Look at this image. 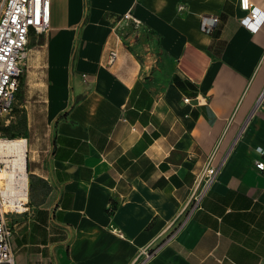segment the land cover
Wrapping results in <instances>:
<instances>
[{"label":"crops","instance_id":"crops-1","mask_svg":"<svg viewBox=\"0 0 264 264\" xmlns=\"http://www.w3.org/2000/svg\"><path fill=\"white\" fill-rule=\"evenodd\" d=\"M125 13L136 30L117 29ZM244 15L239 0H51L13 109L28 184L8 219L15 264H264V21ZM210 156L217 179L192 209Z\"/></svg>","mask_w":264,"mask_h":264},{"label":"built area","instance_id":"built-area-1","mask_svg":"<svg viewBox=\"0 0 264 264\" xmlns=\"http://www.w3.org/2000/svg\"><path fill=\"white\" fill-rule=\"evenodd\" d=\"M183 6H180L182 8ZM240 9L245 12L241 18L248 28L256 30L264 21V12L252 0H239ZM51 0H0V121H8L14 108L16 93L18 91L21 78L24 74V58L31 33L44 35L50 29ZM124 19L131 20L138 26L140 21L130 13H125ZM218 21L216 15H203L201 17V30L211 31ZM110 58L117 56L115 50L110 51ZM262 92L260 98L263 96ZM190 98H184L188 102ZM1 136V131H0ZM262 152L261 148L259 150ZM210 156L208 162L198 175L197 186L193 192L192 209L198 206L203 194L210 189L216 181L219 167L213 162ZM255 167L264 174V159L258 158L254 161ZM6 164L0 158V264H15L14 252L12 249L13 228L9 223L6 213L3 210L5 196L2 194V184L5 178L2 173L6 169ZM28 194V184L26 186V196ZM16 204L10 212L22 213L26 207L23 196L17 195ZM119 232L116 228L114 229ZM175 232V231H174ZM173 232V233H174ZM146 259H149L153 251H144Z\"/></svg>","mask_w":264,"mask_h":264},{"label":"bare ground","instance_id":"bare-ground-1","mask_svg":"<svg viewBox=\"0 0 264 264\" xmlns=\"http://www.w3.org/2000/svg\"><path fill=\"white\" fill-rule=\"evenodd\" d=\"M25 145L26 142L24 139L3 138L2 136H0V157H11L10 159L9 158L6 159V161L9 162V169L8 166H6V169L2 173L3 177L5 178L3 183L5 184L4 187L2 184L3 195H5L6 193H10L14 188L12 184L15 183V181H18L19 186L23 188V192H22L24 195L23 197H27ZM3 210H4V202H3Z\"/></svg>","mask_w":264,"mask_h":264},{"label":"rangeland","instance_id":"rangeland-1","mask_svg":"<svg viewBox=\"0 0 264 264\" xmlns=\"http://www.w3.org/2000/svg\"><path fill=\"white\" fill-rule=\"evenodd\" d=\"M115 23L117 25V29L118 30H121L122 31V30H124V28H129L131 30H136L133 27V23H132L131 20H127V19H124V18H118ZM25 58H26V56H25ZM24 67H25V64H24ZM13 109L15 110V107ZM14 110L12 111V114H13ZM14 120H15V117H14V114H13V117L10 119V121H8V122L7 121H2V120L0 121V126H9L10 127V125L12 124V126L10 127L8 133H6L4 131H1V136L3 138H20V137H23L21 135V132H20L21 130L19 128V122H13ZM20 139H23V138H20ZM0 158H1V160L3 162H5V164L8 166V169H9V162H7L6 159L7 158L10 159L11 157H0ZM4 185L5 184H3V187H4ZM12 186L14 187L13 190L10 193H6L4 195L5 196V200H4V210L5 211H9L8 213H6L7 219L10 218V214L11 213H13V214L16 213V212H10V209L13 207V204H14V206L16 204H19V202H17V198H18L17 195L24 196L23 193H22L23 192V188H21L19 186L18 181H15V183H13ZM17 187H19V188H17ZM10 223H11V221H10Z\"/></svg>","mask_w":264,"mask_h":264},{"label":"trees","instance_id":"trees-1","mask_svg":"<svg viewBox=\"0 0 264 264\" xmlns=\"http://www.w3.org/2000/svg\"><path fill=\"white\" fill-rule=\"evenodd\" d=\"M9 128H10L9 126H0V131H4V132L8 133Z\"/></svg>","mask_w":264,"mask_h":264}]
</instances>
